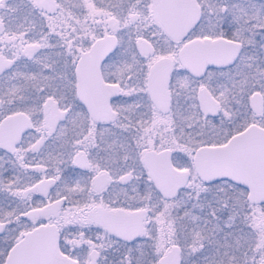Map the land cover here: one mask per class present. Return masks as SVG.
Segmentation results:
<instances>
[{"label": "snow or ice", "instance_id": "6c2138e0", "mask_svg": "<svg viewBox=\"0 0 264 264\" xmlns=\"http://www.w3.org/2000/svg\"><path fill=\"white\" fill-rule=\"evenodd\" d=\"M0 264H264V0H0Z\"/></svg>", "mask_w": 264, "mask_h": 264}]
</instances>
